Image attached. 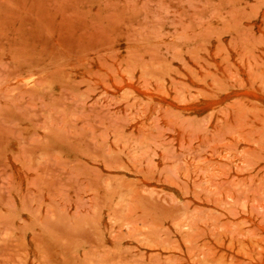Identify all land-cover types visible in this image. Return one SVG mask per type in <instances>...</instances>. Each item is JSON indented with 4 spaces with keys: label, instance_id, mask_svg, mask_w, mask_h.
<instances>
[{
    "label": "rangeland",
    "instance_id": "1",
    "mask_svg": "<svg viewBox=\"0 0 264 264\" xmlns=\"http://www.w3.org/2000/svg\"><path fill=\"white\" fill-rule=\"evenodd\" d=\"M0 264H264V0H0Z\"/></svg>",
    "mask_w": 264,
    "mask_h": 264
}]
</instances>
